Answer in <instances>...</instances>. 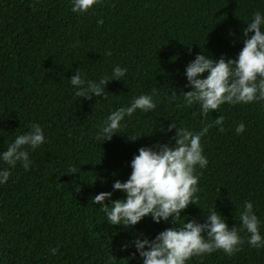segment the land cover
Returning a JSON list of instances; mask_svg holds the SVG:
<instances>
[{
	"label": "trees",
	"instance_id": "16d2710c",
	"mask_svg": "<svg viewBox=\"0 0 264 264\" xmlns=\"http://www.w3.org/2000/svg\"><path fill=\"white\" fill-rule=\"evenodd\" d=\"M256 10L264 13V0H98L81 14L70 0H0V151L33 122L46 137L29 149L28 170L0 162L10 168L0 185V264H103L107 253L112 264H140L135 249L122 251L121 244L174 225L147 216L132 228L109 225L91 197L127 179L140 146L170 143L175 130L163 133L161 126L174 121L198 132L219 115L223 130L213 124L200 140L208 163L196 166V204L178 222H203L215 207L229 228H239L238 210L248 200L264 237V100L225 102L201 117L199 105H184L181 93L190 90L184 68L196 53L236 56ZM117 65L127 71L107 84L104 97L75 95L68 81L75 70L96 80L111 77ZM142 93L153 94L154 109L126 117L110 140L94 138L111 110ZM240 122L245 128L237 134ZM132 134L141 135L131 141ZM123 196L115 191L111 199ZM239 235L232 255L218 249L186 264H264V246L250 247L244 230Z\"/></svg>",
	"mask_w": 264,
	"mask_h": 264
},
{
	"label": "clouds",
	"instance_id": "9594fccd",
	"mask_svg": "<svg viewBox=\"0 0 264 264\" xmlns=\"http://www.w3.org/2000/svg\"><path fill=\"white\" fill-rule=\"evenodd\" d=\"M73 13H85L98 0H70ZM97 20V24H102ZM242 29V47L235 57L225 58L221 55L213 59L203 52L196 53L184 68L186 77L183 91V104L199 105L201 117L227 102L230 104L249 103L264 100V13L256 10ZM110 55L111 53H106ZM127 69L119 65L112 68L111 77L100 76L96 80L85 79L79 69L68 79L73 86L75 95L85 99L93 96L104 97L107 84L112 80H120ZM173 97H170L172 99ZM153 94L142 93L134 96L125 105L111 110L96 128L94 138L110 140L114 134H120L126 117H131L140 110L148 113L155 108ZM195 115V113H193ZM224 116L219 115L211 124H205L198 132L185 127H177L172 121L167 128L161 126L163 133L172 132L170 143L157 141L152 145L140 146L130 161V174L123 182L116 179L112 183V191H101L91 197L92 204H99L109 225H121L132 228L144 217H150L154 223L171 222L154 237L149 238L143 233L136 234L131 240H125L120 249L133 247V256L140 258V264H186L189 258L222 249L225 254L232 255L239 251L242 238L239 230L248 234L250 247L264 246V237L259 232L261 221L253 211V203L245 200L239 209V228H231L225 218L214 208L204 215L203 222L196 219H185L179 223L181 212L189 203L196 204L198 175L196 166L206 167L208 161L203 155L201 137L213 124L223 130ZM245 128L243 122L235 127L240 134ZM141 134L127 135L135 141ZM46 141L42 127L31 123L29 130L15 135L0 151V162L14 167L18 162L28 170L32 161L29 149L35 150ZM68 173H74L70 168ZM10 176L9 167H0V185L5 184ZM120 191L123 198L111 199L113 192ZM106 200L110 203L105 204ZM207 237V238H205ZM57 248H50L55 255ZM114 256L106 254L103 264H112Z\"/></svg>",
	"mask_w": 264,
	"mask_h": 264
}]
</instances>
